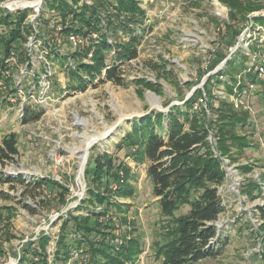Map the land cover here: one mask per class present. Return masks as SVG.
<instances>
[{
  "label": "rangeland",
  "instance_id": "1",
  "mask_svg": "<svg viewBox=\"0 0 264 264\" xmlns=\"http://www.w3.org/2000/svg\"><path fill=\"white\" fill-rule=\"evenodd\" d=\"M28 1L0 0V6L7 10L9 7L24 6V9H16L12 13L29 10L26 24L35 33L39 31V34H45L30 36L26 45L28 54L19 57L13 53V60L7 63L12 82L18 83L23 91L19 94L24 97L30 93L34 97L29 102L23 101L22 97L14 101L10 87H0V139L10 133L16 134L19 149V156L14 162H6L4 166L0 163V175L14 180L22 178L26 182L15 183L14 189L10 183H0V192L9 196L8 199L0 197V207H12L14 211L9 226L13 236L11 239L2 235L7 229L4 221L8 217H4L5 213L0 216V264H29L31 255L24 250L30 241H37L41 234L50 238L46 247L48 264H56L54 255L62 216H67L71 210L75 215L88 213L77 207L87 197L85 170L92 155L110 156L131 168L129 187L132 188L133 197L113 199V202L130 206L127 214H118L115 210L110 214L117 228L116 235H127L129 232V236L140 240L142 253L137 264H161L162 259L156 257L153 244L156 240L161 241L159 222L163 217L152 194L147 165L137 164L127 157L126 150L119 149V142L134 121L143 119L151 112L167 115L172 108L183 107L185 100L196 93L198 98L204 92L210 94L215 105L228 95L227 83L218 78L223 73L219 67L222 63L223 69L227 67L225 72L230 83L231 73L235 74V78L238 76L240 70L235 65L245 62L243 57L249 53V46L241 45L238 36L245 22L249 25L254 22L262 31L264 25L256 19L264 17V0H244L262 6L260 10L249 12L240 24L230 19V8L221 0H138L146 11L145 31H136L140 37L138 57L117 62L126 85L119 86L105 77L90 81L87 74L81 73L87 85L85 91L78 88L82 83L71 75L77 67L72 57L77 47L71 46L69 39L63 42L62 38L54 41L53 48L50 43L45 44L48 41L44 38L49 36L46 35L49 33L47 21L54 22L59 17L47 6L52 0ZM41 2L40 13H35L30 5L38 6ZM32 15L37 16L35 22L30 21L29 16ZM235 23L240 29L239 34L232 45L227 46L229 27L235 28ZM57 30H61L60 24ZM249 31L251 34L259 33L257 28ZM118 34L114 40H128V35ZM81 37L84 41L81 46L91 43L85 40V36ZM256 37L250 49L260 44L259 37ZM109 42L112 43V39ZM238 45L240 47L231 54L230 49ZM222 51H226L227 56L217 62V54ZM112 54H115V50ZM82 60L88 65L92 62L86 57ZM28 62L32 67H28ZM246 65L251 66L252 60L247 59ZM45 66L52 68L51 88L48 91L42 86L39 88V85L35 88L37 82L41 84L43 81ZM138 80L157 85L159 93L136 84ZM209 80L212 82L210 93L205 89ZM256 90L263 92L264 86H258ZM215 91L223 94L221 97L217 94L213 96L212 92ZM41 93H46V103H40ZM247 103H251L254 112L246 132L254 134V145L257 147L236 156L235 163L229 160L228 165H224L227 178L219 192L225 211L215 222L219 230L216 243L212 245L216 255L195 264H262L264 247L260 235L263 232L259 228L263 222L257 212L264 206V93L252 94ZM23 108L42 110L43 114L39 120L23 124ZM158 133L167 140L164 131ZM84 150L87 153L85 165L82 166ZM242 167L250 168L251 172L244 173ZM40 179L57 182L62 188L48 184L39 190L29 185ZM246 179H253L261 185V194L255 200L240 192ZM59 192L65 196L64 204L57 199ZM187 209L185 207L181 213ZM123 215L127 216L129 223L124 224L120 220ZM24 256L26 261H20ZM70 264H86V261L75 252Z\"/></svg>",
  "mask_w": 264,
  "mask_h": 264
},
{
  "label": "trees",
  "instance_id": "2",
  "mask_svg": "<svg viewBox=\"0 0 264 264\" xmlns=\"http://www.w3.org/2000/svg\"><path fill=\"white\" fill-rule=\"evenodd\" d=\"M221 1L230 8V19L237 24L243 23L249 12L260 10L262 6L244 0ZM47 6L59 17L54 22L47 21L49 33L46 35L49 36L44 38L48 41L45 44L50 43L53 48L52 44L57 38H62L65 42L71 34L85 36V40L91 42H87L85 47L75 48V54L72 55L77 67L71 75L82 83L78 88L85 91L87 87L81 73L87 74L90 81L105 77L119 86L126 85L124 78L120 76L117 62H127L138 57L140 37L136 31H145L143 26L146 20V11L140 2L91 0L90 3H82V0H52ZM28 11L20 10L14 14L0 6V87L12 85L11 78L5 75L10 69L6 60L13 53L19 57L28 54V39L35 35L31 26L26 24ZM256 21L264 25V17H258ZM59 24L60 31L57 30ZM229 29L227 46L232 45L240 30L237 25ZM119 32L128 35V40H114ZM95 34L97 38H93ZM39 35L45 36L42 32ZM110 39L112 43L109 42ZM113 50L115 54H112ZM217 55V62L227 56L226 51ZM84 57L92 61L90 65L83 62ZM25 59L29 60L28 57ZM243 59L247 61L249 58L244 56ZM245 62L235 66L241 71L247 67ZM28 67H31L30 62ZM230 76L231 82H236L235 74L231 73ZM249 76L254 83L253 74ZM210 80L205 85L208 92L212 83ZM135 83L153 92L160 91L157 85L145 80ZM245 86L242 84L240 88ZM227 88L230 93L233 92L232 86L227 85ZM10 91L13 92L14 89ZM260 93H264V90H257L255 95ZM197 99L198 93L187 100L183 107L172 108L167 115L151 112L143 119L134 121L118 146L120 150L125 149L126 156L135 163L147 165L152 194L163 217L159 222L161 241L156 240L153 244L156 257L162 259L161 264H195L216 255L210 241L217 237L215 222L225 211L219 188L227 178L220 157L235 163L236 156L243 155L247 149L257 147L254 145V134L246 132L252 121L249 111L236 110L234 104L227 100H219L215 105L213 98H209L211 115L208 117L204 108H194ZM42 114V110L26 108L22 123L35 122ZM159 131L166 133L167 140L158 133ZM210 132L214 135L216 146L208 139ZM18 156L16 134L10 133L0 139V163L3 166L6 162H14ZM88 164L85 170L87 197L80 201L77 207L79 210H87L88 213L75 215L71 210L67 216H62L54 262L70 264L77 252L81 259H85L86 264H137L142 253L140 240L133 235L129 236V232L127 235H116L117 228L110 215L113 210L118 214H127L130 211V206L113 202V199L133 197L132 188L129 187L131 168L110 156L102 155H92ZM241 169L244 173L251 172L248 167ZM17 182L26 183L22 178L14 180L0 175V183H10L12 189ZM31 184L39 190L48 184L62 188L57 182L47 179L30 182L29 185ZM241 187V194L248 196L250 200L257 199L261 194V185L253 179H246ZM0 197L9 198L1 192ZM57 199L60 204L65 203L63 192H59ZM185 207L188 208L187 211L181 213ZM4 213V217L8 218L4 221V227L7 229L2 235L11 239L13 236L9 226L14 211L12 207H0V216ZM257 213L263 222L259 229L263 232L260 236L263 238L264 247V206L260 207ZM120 220L124 224L129 223L126 215ZM49 241V236L41 234L37 241L28 243L24 251L31 255L29 264H48L46 247ZM20 259L22 262L26 261L25 256ZM261 261L264 264V255Z\"/></svg>",
  "mask_w": 264,
  "mask_h": 264
},
{
  "label": "built area",
  "instance_id": "3",
  "mask_svg": "<svg viewBox=\"0 0 264 264\" xmlns=\"http://www.w3.org/2000/svg\"><path fill=\"white\" fill-rule=\"evenodd\" d=\"M28 1V0H27ZM29 2V1H28ZM86 2V3H90L88 0H82V3ZM15 3H12L11 5H13ZM41 4L42 2L38 5V6H32L33 7L35 13H40V9H41ZM27 5V4H25ZM29 6V5H28ZM23 7V8H22ZM24 6H15V7H9L8 9L13 12L16 9H24ZM54 12V11H53ZM33 16V15H32ZM30 17V21L31 22H35L36 20V15H34L33 17ZM254 24V25H253ZM243 31L241 34H239L238 39H239V43L241 45H245L246 48L249 46V53L247 54V57L249 59L252 60V65L251 66H247L245 69L241 70L240 73L238 74V76H236V82L234 83H230L228 78L226 77L227 75L224 73L227 69L224 68L222 66H224V63H222V65L219 67V69H221L220 71H223V74L219 75V80L221 82L227 83V85L232 86L233 92L230 93L229 91H227L228 95L223 96V99L221 98L220 100H227L228 102L234 104V108L236 110H247L250 112L251 116L253 111V107L250 105L251 103H247L249 100V97H251L252 94L255 95V92L257 91V87L258 86H262V82L264 83V35L262 34V31H264V28L262 29V31H260L261 27L260 26H255L254 22H251L250 25L248 22L243 23ZM255 28L259 29V33L258 34H251L250 33V29L254 30ZM39 34V31L36 32ZM33 37H36V34ZM259 37V45H256L255 47H253V49H250V46L252 45L253 41L257 40V37ZM94 38H97V35H94ZM69 43L71 44V46L74 47H79L83 44V39L81 36L79 35H75V34H71L69 37ZM240 46L238 45L235 48L230 49L231 54H234V52L236 51V49H238ZM13 60V55H11L9 57V60L7 61V63H11V61ZM32 67V66H31ZM222 67V68H221ZM45 73L42 77L43 81L41 82V84H38V82L35 85V88L37 87V85L43 87V89L45 90H49L51 88V76H52V68L51 66H45ZM250 74H253L254 78H255V82H251V78H250ZM6 77H10V75H8V71H6L5 73ZM37 75V74H36ZM40 75V74H38ZM246 80V83L244 82ZM242 84H245L246 86L241 89L240 86ZM13 92H11V96L14 97V101L18 100L19 97H22L21 94H19L20 92L23 93V91L19 88L18 83L14 84L12 82V85L10 87V90H13ZM213 96L215 94H217L219 97H221V95L223 94L221 91H215L212 92ZM249 94V95H248ZM34 97L33 94H25L24 97H22L23 101L25 102H29V99ZM211 97V95L206 94L205 92L200 95V97L198 98L197 102L195 103V109L197 108H204L208 117L211 115V112L209 110L208 107V103H209V98ZM50 98V97H49ZM213 98V97H212ZM11 100V97H10ZM48 100V97H46V93H41L39 96V101L40 103H46ZM27 107V106H26ZM26 108H23V110H25ZM210 142L212 144H214L215 146L217 145V142L214 138V135L212 132H210L209 138ZM221 160L223 161V168L225 169V164L229 163V159L225 158V157H220ZM228 165V164H227ZM226 170V169H225ZM220 194V192H219ZM219 234V230L217 229V236ZM217 237L212 239L210 241L211 245H214L216 243Z\"/></svg>",
  "mask_w": 264,
  "mask_h": 264
},
{
  "label": "bare ground",
  "instance_id": "4",
  "mask_svg": "<svg viewBox=\"0 0 264 264\" xmlns=\"http://www.w3.org/2000/svg\"><path fill=\"white\" fill-rule=\"evenodd\" d=\"M84 151H85V150H84ZM84 153H85V155H84V156H83V158H82V161H83V165H82V166H84V165H85L84 163H85V161H86V159H85V158H86V153H87V151H85ZM80 175H81V174H80Z\"/></svg>",
  "mask_w": 264,
  "mask_h": 264
},
{
  "label": "water",
  "instance_id": "5",
  "mask_svg": "<svg viewBox=\"0 0 264 264\" xmlns=\"http://www.w3.org/2000/svg\"><path fill=\"white\" fill-rule=\"evenodd\" d=\"M194 92V91H193ZM189 98H187L186 100H185V102L188 100Z\"/></svg>",
  "mask_w": 264,
  "mask_h": 264
}]
</instances>
